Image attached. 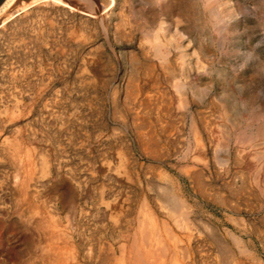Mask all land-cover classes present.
<instances>
[{"label": "rangeland", "instance_id": "obj_1", "mask_svg": "<svg viewBox=\"0 0 264 264\" xmlns=\"http://www.w3.org/2000/svg\"><path fill=\"white\" fill-rule=\"evenodd\" d=\"M55 2L0 18V264H264V0Z\"/></svg>", "mask_w": 264, "mask_h": 264}, {"label": "bare ground", "instance_id": "obj_2", "mask_svg": "<svg viewBox=\"0 0 264 264\" xmlns=\"http://www.w3.org/2000/svg\"><path fill=\"white\" fill-rule=\"evenodd\" d=\"M18 1H20V0H4L1 4H0V18H3L5 15H6V13H7V11H9V9H12L13 7H14V5L18 2ZM66 1H68V0H66ZM75 0H70V3L71 4H75V6L76 5H81V4H83L84 6V9L83 8H81V9H83V10H85L86 12H90V11H92V9H93V7H94V5H96V6H98V7H103L102 5H104V7H106L109 3H114L115 5H114V7L116 6L117 7V4L119 5V3H120V1L121 0H77V3H75L74 2ZM123 1V0H122ZM124 1H126V0H124ZM205 2H206V5H208L209 4V0H205ZM55 3H57V4H59V5H62L63 3H61V0H56V2ZM69 3V4H70ZM122 3V2H121ZM124 3V2H123ZM68 6V5H67ZM121 6V5H120ZM69 7V6H68ZM78 8H79V6H78ZM117 9V8H116ZM78 10V9H77ZM99 11V10H98ZM206 11H207V13H209L211 16H213L212 15V10H211V8H210V6L209 7H206ZM81 12V11H80ZM85 12V13H86ZM84 13V12H83ZM91 13V12H90ZM92 13H93V11H92ZM112 14V13H111ZM208 14V15H209ZM214 17V16H213ZM210 19V18H209ZM213 19V18H212ZM154 51H155V53H156V55L157 56H159L161 59H164V54L162 53V51L160 50V47H159V45L156 43L155 44V46H154ZM26 173V172H25ZM23 195V194H22ZM165 199H166V201H168V203L171 205V204H173L175 207H178L177 205H176V203L175 202H173L172 200L173 199H175V197H172L171 196V193L170 194H168V193H165ZM177 200V199H176ZM178 201V200H177ZM175 209V208H174ZM36 212V211H35ZM34 213V212H33ZM37 213V212H36ZM23 216V215H22ZM52 229H54V228H52ZM50 230V229H49ZM57 231V230H56ZM53 232H54V230H53ZM52 236H54V235H52ZM155 242V241H154ZM215 242H217V241H215ZM219 244V243H218ZM54 245V244H53ZM220 248V247H219ZM138 249V248H137ZM150 249H149V253H150ZM223 252V251H222ZM43 256H44V259H46L48 262H49V264H60V262H61V258H60V256H59V254H58V251L56 250V249H52V248H50V249H48V250H43ZM142 253V252H141ZM151 254H152V252H151ZM224 254V253H223ZM226 254V253H225ZM124 256V255H123ZM155 256V255H154ZM121 257V256H120ZM72 258V257H71ZM142 258V257H141ZM148 258V257H147ZM149 258H154V257H149ZM167 259V258H166ZM102 260H104V259H102ZM101 260V261H102ZM110 260V259H109ZM109 260H107L106 259V261H108L109 263L111 262V261H109ZM123 260H124V258H123ZM43 261V260H42ZM153 261V260H152ZM157 261V260H156ZM155 260H154V263L156 262ZM121 263V262H120ZM119 263V264H120ZM123 263V262H122ZM121 263V264H122ZM150 263H152V262H150ZM67 264V263H66ZM118 264V263H117ZM130 264V263H129ZM131 264H133V262L131 263Z\"/></svg>", "mask_w": 264, "mask_h": 264}, {"label": "water", "instance_id": "obj_3", "mask_svg": "<svg viewBox=\"0 0 264 264\" xmlns=\"http://www.w3.org/2000/svg\"><path fill=\"white\" fill-rule=\"evenodd\" d=\"M4 0H0V4L3 2Z\"/></svg>", "mask_w": 264, "mask_h": 264}]
</instances>
